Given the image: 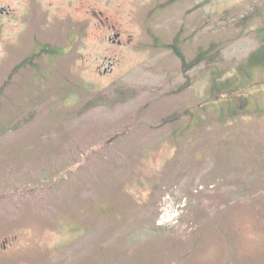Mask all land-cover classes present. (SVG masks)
I'll return each mask as SVG.
<instances>
[{
  "label": "rangeland",
  "instance_id": "rangeland-1",
  "mask_svg": "<svg viewBox=\"0 0 264 264\" xmlns=\"http://www.w3.org/2000/svg\"><path fill=\"white\" fill-rule=\"evenodd\" d=\"M0 9V264H264V0Z\"/></svg>",
  "mask_w": 264,
  "mask_h": 264
},
{
  "label": "trees",
  "instance_id": "trees-1",
  "mask_svg": "<svg viewBox=\"0 0 264 264\" xmlns=\"http://www.w3.org/2000/svg\"><path fill=\"white\" fill-rule=\"evenodd\" d=\"M261 32L264 33V29ZM261 36H262V38H261L260 47L256 51L252 52L249 55V57H248V63H247L248 66L249 65H262V64H264V34H262ZM46 51H48V50H46ZM175 53L178 56V58L181 59V62H182L183 67H185L186 62L184 60V56L181 53V51H179L176 48L175 49ZM207 53H208L207 51L200 50L197 53L196 57L190 62V65H195V64L201 62L204 58H206ZM245 76H247V77L250 76L248 70H246ZM228 83H230V85ZM228 85L229 86H232V85L234 86L235 84L233 83V80L231 82L230 81H227V82L224 81V82L218 83L216 81V79L214 78V81H213L212 86H211V93L210 94H213L214 95L215 92H217V91H222L223 92L224 90H226L227 91V94H229V97H227V98H230L232 96V93H229V92H230V90H232L231 88H233V86L232 87H228ZM239 97H241V95L238 96L236 99H238ZM236 99H234V100H236ZM234 100L233 101H228V108L225 109V110H228V112H230V114L235 113V111H236L235 110V107L236 106L235 107L232 106V104L234 105V103H233Z\"/></svg>",
  "mask_w": 264,
  "mask_h": 264
},
{
  "label": "flooded vegetation",
  "instance_id": "flooded-vegetation-1",
  "mask_svg": "<svg viewBox=\"0 0 264 264\" xmlns=\"http://www.w3.org/2000/svg\"><path fill=\"white\" fill-rule=\"evenodd\" d=\"M105 19L109 23V17L106 16ZM114 26H115L114 24H110L111 31L114 28ZM107 40H109L113 44H117V45L125 44L123 38H121V33L118 32V31L115 32L114 30H113V32L111 34L107 35ZM103 71L105 73L107 71V69L105 68Z\"/></svg>",
  "mask_w": 264,
  "mask_h": 264
},
{
  "label": "water",
  "instance_id": "water-1",
  "mask_svg": "<svg viewBox=\"0 0 264 264\" xmlns=\"http://www.w3.org/2000/svg\"><path fill=\"white\" fill-rule=\"evenodd\" d=\"M3 11V9H0V12Z\"/></svg>",
  "mask_w": 264,
  "mask_h": 264
}]
</instances>
